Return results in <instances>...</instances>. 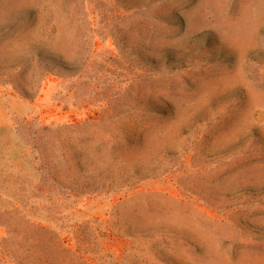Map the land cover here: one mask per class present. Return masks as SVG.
<instances>
[{
	"label": "rangeland",
	"instance_id": "1",
	"mask_svg": "<svg viewBox=\"0 0 264 264\" xmlns=\"http://www.w3.org/2000/svg\"><path fill=\"white\" fill-rule=\"evenodd\" d=\"M37 121L127 151L128 186L66 204L93 264H264V0H0L2 178Z\"/></svg>",
	"mask_w": 264,
	"mask_h": 264
},
{
	"label": "trees",
	"instance_id": "2",
	"mask_svg": "<svg viewBox=\"0 0 264 264\" xmlns=\"http://www.w3.org/2000/svg\"><path fill=\"white\" fill-rule=\"evenodd\" d=\"M37 58V69L45 76L53 69L69 70L61 57L43 51ZM20 88L24 98L40 90L33 85ZM25 127L27 138L19 145L21 177L2 178L0 168V218L8 221L0 223V264H93L90 255L98 258L93 245L96 234L89 236L75 226L64 227L61 222L66 219V204L111 192L133 180L134 175L121 171L127 164V151L115 146L111 150L80 147L63 133L54 135L51 127L44 128L39 121ZM47 134L54 139L46 141ZM27 163L33 180L26 176Z\"/></svg>",
	"mask_w": 264,
	"mask_h": 264
}]
</instances>
